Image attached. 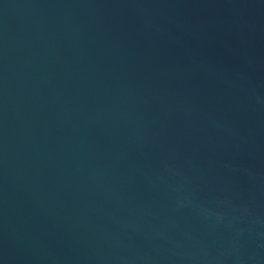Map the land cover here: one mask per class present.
I'll use <instances>...</instances> for the list:
<instances>
[{
	"label": "water",
	"instance_id": "95a60500",
	"mask_svg": "<svg viewBox=\"0 0 264 264\" xmlns=\"http://www.w3.org/2000/svg\"><path fill=\"white\" fill-rule=\"evenodd\" d=\"M0 264H264V0H0Z\"/></svg>",
	"mask_w": 264,
	"mask_h": 264
}]
</instances>
